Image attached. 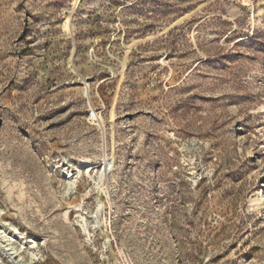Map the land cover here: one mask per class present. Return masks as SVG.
Returning a JSON list of instances; mask_svg holds the SVG:
<instances>
[{"label": "rangeland", "instance_id": "1", "mask_svg": "<svg viewBox=\"0 0 264 264\" xmlns=\"http://www.w3.org/2000/svg\"><path fill=\"white\" fill-rule=\"evenodd\" d=\"M0 264H264V0H0Z\"/></svg>", "mask_w": 264, "mask_h": 264}, {"label": "bare ground", "instance_id": "2", "mask_svg": "<svg viewBox=\"0 0 264 264\" xmlns=\"http://www.w3.org/2000/svg\"><path fill=\"white\" fill-rule=\"evenodd\" d=\"M92 116H94L96 119H98L94 112L92 113ZM100 166L102 167V169H101L102 172H101L100 177H99L100 181H101L102 178L104 177L105 173L107 172L108 168H111L112 162H110L109 159H107V158H103L102 162L100 163ZM89 167H93V165L90 163ZM64 177L67 180L68 187H71V188H75L76 187V185H77V176H74L72 171H69V170L64 171ZM101 206H102V204L99 202V207H101ZM76 208H77V205H76ZM77 214H78V219L76 220V222L79 223L80 225H82L83 229L86 231L87 228L85 226L86 224H84V220L85 219H84L83 214L81 212H79V211H78ZM15 236L18 237L17 234ZM32 246H33V251H30V254H31V256H33V260H34L37 257L36 256V252L34 250V247L36 246V242L35 241H33V245ZM30 250H32V248H30ZM9 257L11 258V254H9Z\"/></svg>", "mask_w": 264, "mask_h": 264}]
</instances>
